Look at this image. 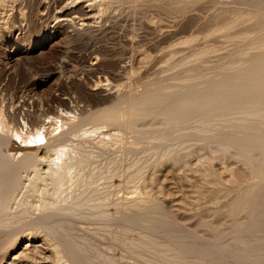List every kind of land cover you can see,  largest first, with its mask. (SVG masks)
<instances>
[{
	"label": "bare ground",
	"instance_id": "1",
	"mask_svg": "<svg viewBox=\"0 0 264 264\" xmlns=\"http://www.w3.org/2000/svg\"><path fill=\"white\" fill-rule=\"evenodd\" d=\"M251 1L252 3L250 4L252 6L250 5V8L229 16L228 19L230 21L225 20L226 24L219 27L215 26L213 30L214 33L225 32L228 34L230 31L235 30L236 26L247 27H245L244 31L236 33V35L235 33H233L234 35L229 33L233 43L231 42L232 47L229 51L225 52L228 53L226 54L228 59L221 61L222 63L214 67L212 66L213 68L210 71L208 70L209 72L207 71L206 74V71L202 74V71L197 73L198 71L194 72L187 69L183 75H176L174 82L171 81L172 84L170 83V85L154 80L146 81L143 84V79H140L137 82H140L139 84L136 83L137 85L135 84L133 88L124 90L123 87L119 88L117 85L109 83L110 73L106 72L107 70L105 72L102 70L105 60H107L106 56L109 54V49L105 46H100L101 48L97 46L98 48H95L93 46L96 45H92L91 53L80 58V63L85 66L83 71L81 69L79 71L73 65V74L71 72L69 75L64 74V69L70 64L67 61V57L72 55L71 48L66 42L74 41V39L90 42L94 34H100L103 31L113 3L120 1L0 0V99L3 102L0 106V264H101L98 262L97 255L87 253V245L84 243V238L82 237L81 241L77 239L79 234L75 236V233L72 234L70 232L73 228L72 222L77 217L104 218L107 220L106 224L115 220L120 222L114 238L122 243L123 246L125 245L132 255L133 253L138 254L139 249L154 246L155 241L146 235V228L161 231L166 235L165 238L168 241H165L167 243L162 244V246L165 249H169L168 252L170 254V251L173 250V256H171L173 262L168 257L171 264L184 263L189 253H193L194 256V259L189 261L190 264H202L207 259L213 260V264H264V234H261L264 232L261 230L264 227V0ZM10 37L14 38L13 43L8 41ZM128 40L131 44V38H128ZM233 44L235 45L233 46ZM233 47L235 48L233 49ZM210 50V48L205 47L198 51L196 50L197 53L191 55V58H186L185 62H181V67L188 62L190 64L192 60L199 59L200 56L202 57L215 51V49L211 50V52ZM45 52H50L51 54L55 52V55L59 53L62 56L64 55V59L47 62L45 75L36 76V74L31 73L32 71L29 70V67L34 61L40 60L42 62V60H46ZM138 56L135 55L137 59V61L135 59V64H132L134 63L133 61L131 62V75L138 73L136 72L137 65L139 66L141 61H143V54L140 57ZM121 57L123 58V55ZM117 59L120 60V58ZM194 67L196 66L194 65ZM101 72L103 74L97 77V84H92L96 80L94 81L92 79L94 77H90ZM21 81L24 85L20 87ZM9 85H12L15 90L10 100L8 96H6L8 98H5L7 94L5 92L8 89L7 87H10ZM132 85H128V87H132ZM72 86L82 88L91 96L100 98L103 105L94 110H91V108L87 109L91 111L84 117L69 115L66 110L60 115V121L52 120L53 123L51 124H54V126H52L51 132L55 134L54 131L62 129V135L67 138L64 139L65 141L61 140L62 142L49 146L46 149L48 154L44 155L45 157H40L36 150H32L28 146H25L22 154L16 157L15 154L19 152L16 151L15 146L17 139L20 140L21 144V140L29 141V137L39 138L41 136V132L35 128L32 134H28L31 136L21 133L19 132L20 130H16L20 126H17L16 129L13 128L14 130L11 132L7 130L9 133L2 134L6 131L4 118L11 119L12 122L14 120L17 123L18 117H27L32 114V112L30 114V107H35L41 111L40 104L34 97L30 101L25 98L19 99L22 95L21 92L24 91L23 89L30 88L32 94L38 95L44 88H47L52 91L49 94V98L59 101L62 99L60 93L71 89ZM64 101L66 103L70 100L64 99ZM79 114L81 115V113ZM30 118H32V115ZM214 119L221 123L229 122L228 125H224L233 129L225 130L223 133L219 132L221 133L219 135L214 133L216 136L208 135L212 132V121ZM38 121L39 119L37 118L26 122L34 126L38 123L40 124ZM48 122L50 123L51 121ZM198 124H201V126H197ZM85 125L86 127H84ZM173 125L178 126L177 128H191L198 131L201 134V148L212 149L215 158H220L223 161L228 158V160L231 159L241 164L247 173L246 178L237 182L236 190L234 186V193L228 202L224 201L226 204L221 209V213H219L230 221L225 229L216 227L218 225L211 227L212 224L210 222L211 226L204 221L202 223L206 227L205 230L207 232L198 235L196 231L186 227V223L181 220L182 223L179 222L178 215L177 217L173 216L176 213L172 215L165 208L167 199L163 198L165 195L163 197L160 196L162 191L158 187L161 185H155L157 184L155 183L157 177L154 178L153 172L168 162L176 163V165L179 163L184 164V158L189 154V151L185 152L183 148L177 147L174 143L162 145L163 136L155 135V137H152V141L159 142L158 145L154 146L152 159L144 161L141 158L130 159L128 156L130 153H127V155H120L115 160L106 159L107 162L102 164L104 166L101 167L94 165L96 159L92 149L85 152L83 149L80 150L79 147L80 143L85 142L86 139L99 137L102 134H106L107 137H104L106 142L104 143L107 144L112 142L133 144L130 141L131 135L137 136L155 131L163 126ZM145 135L147 136L148 134ZM135 138L137 139L138 137ZM26 143L28 144V142ZM102 146L105 147V144ZM122 147L124 146L122 145ZM130 147L133 146L131 145ZM202 150L204 149L202 148ZM106 157L108 156L106 155ZM42 163L46 164H44L43 173L38 168ZM150 169H152L151 172L149 171ZM23 171L28 172L31 177L27 179L26 195H23L24 198L20 201L21 212L14 214L9 212L8 209L11 208L10 206H12L11 204L17 196L18 188L25 184V180L22 181ZM233 173L231 174L233 175ZM98 179L105 180L106 185L103 190L98 189L96 186ZM133 179H137L144 184L140 193L133 195L128 193L123 197L120 195L121 197L111 198L115 193L114 187L119 185L123 187L127 183H131L130 181ZM232 180L235 181L234 177ZM75 187H78L77 193H75ZM133 193L137 192L134 191ZM220 193L218 194L220 195ZM215 194L217 195V192ZM223 194L225 195L226 193L224 192ZM34 196L38 197L35 209L39 208L42 212L35 218L32 216V219H27L22 224L20 221L27 218L28 214H30L28 207L32 205V202L28 199ZM181 196L180 198L182 199L183 196ZM197 200L195 203L198 202V205L202 206ZM178 201L180 202V200ZM182 201L184 202L185 200L183 199ZM175 202L173 201V203ZM183 202L178 205L180 206ZM214 202L218 203V200ZM182 205L184 207V203ZM193 205L196 206L197 204ZM179 206L177 209H180ZM203 207L205 206L203 205ZM207 207L209 209L211 206ZM113 208L114 212L108 211L113 210ZM197 208L192 206V209L198 211L200 208ZM219 208L216 209L215 207V212ZM186 209L192 211L189 207ZM197 211L195 215L196 218H199L200 215H197L199 211ZM186 212L189 213V211ZM210 213L212 214V212ZM192 215L189 217L192 218ZM205 215L209 216L208 214ZM213 215L209 219H216V213ZM201 217L203 218V216ZM206 218L203 220H206ZM220 218L219 220L222 219ZM18 223L21 225H17ZM103 225L105 224L101 226ZM105 229L107 230V228ZM132 231H134V237L128 239L132 235ZM217 231L218 233L224 232L225 235L232 234L236 236L233 237V242L239 236L238 234L242 232L253 231L255 234L252 232L251 236L245 238L247 234L249 235V232L245 233V236L242 233L244 238H237L238 242L231 245L227 241L217 242V236L210 237V232L216 235L218 234ZM24 232L25 234L23 235ZM129 233L130 235L128 236ZM25 237L27 238L26 241L23 240ZM165 252L168 253L167 251ZM99 255L101 256L102 254L99 253ZM124 256L126 257L125 259L129 257ZM129 260L131 259L122 262L120 260L118 264H139ZM107 263L112 264L110 262ZM148 263L152 264L151 262Z\"/></svg>",
	"mask_w": 264,
	"mask_h": 264
},
{
	"label": "rangeland",
	"instance_id": "2",
	"mask_svg": "<svg viewBox=\"0 0 264 264\" xmlns=\"http://www.w3.org/2000/svg\"><path fill=\"white\" fill-rule=\"evenodd\" d=\"M118 1H120V2L113 3V6L110 8L109 16L107 18V24L104 26L103 31L100 32V34L99 33H96V35L94 34V37H92L93 39H91L90 42H88L87 40H76V39H74V41L71 40L70 42H66V44L71 48V54L72 55L70 57H67V61L70 64L67 68L64 69V74L65 73L68 75L71 73L73 74L72 71L74 69V66L77 67V69L79 71H81V70L83 71L85 69V66L80 63V58L82 56L90 54L93 47L98 48L100 46H105L107 49H109L110 56H109V54H108V56H106V59L109 61L105 60V65H104V67H102V70L104 72H105V70H107L106 72H109L111 74V75L109 74L110 77L108 79V82L111 83L112 85H115V86L117 85V87H119V88L123 87L124 90H129V89L133 88L135 86V84L138 81H140V79H143L142 80L143 84L146 81H150V80L153 81L154 80V81H161L163 84L166 83L165 85H168V84L170 85L171 81L174 82V78L176 75L177 76L183 75L187 69H190L194 72L198 71L197 73H199V71H202L201 72L202 74H204L203 72L206 71L205 72V74H206L208 70L210 71L214 66L222 63L223 60L228 59V56H226V54H228V53H225V52L229 51V49L232 47V44H231L232 40H231V37L229 36V33H231L230 35H232L233 33H235V35H236V33L238 34L240 31H244V29L247 28L246 26L239 25V26L235 27V30H232V32L230 31L227 34L225 32L214 33L213 30L215 29V26L216 27L217 26L218 27L223 26L224 24H226L225 23L226 21H230L228 19L229 16H231V15L233 16L238 11L240 12L241 10H245V9L250 8V5L252 6V4H250V3H252L251 0H199V1L187 0L186 1L187 3L186 2L184 3L185 0H118ZM4 31H6V30H4ZM0 34H1V31H0ZM128 38L129 39L131 38V41H132L131 44L129 43ZM135 38H136V40H134ZM228 39H230L231 41ZM8 41L10 43H13L14 38L10 37L8 39ZM93 41H95V42H93ZM92 45H96V46L92 47ZM234 45L235 44H233V46ZM130 46H131V48H130ZM203 47L210 48L211 50L215 49V51L211 52V50H210L211 53H207L205 56H202V57L200 56L199 59H195L194 61L193 60L190 61L193 64H191V63L188 64L189 63L188 62L186 65L184 64L181 67L182 61H184L186 58L187 59L191 58V55H193L194 53H197V51L202 49ZM235 47H233V49ZM134 48H136L135 51H133ZM116 50H118V51H116ZM137 50L138 51L140 50V51L138 52ZM119 51H120V54H119ZM46 53H48V54H46ZM53 53H54V55H53ZM113 53H114V55H113ZM141 54H143V61H141V64L139 66L137 65L136 72H138V73H135V75L134 74L131 75V65L135 64V62L137 61L135 55H137V56L139 55L138 57H140ZM45 55H46L47 61L46 60H42V62H40V60H37V62L34 61L32 63V65L29 67V70L32 71L31 73L36 74V76L45 75L47 62L56 61L57 59L58 60L64 59V55L62 56L59 53L55 55V52H52V54L50 52H45ZM119 55H121V56L123 55V58L121 56L118 57ZM117 58H120V60H118ZM135 59H136V61H135ZM132 61L134 63L131 64ZM194 65L196 67H194ZM187 66H188V68H187ZM193 68H195V69H193ZM68 71H69V73H68ZM179 71L180 72L182 71V72L180 73ZM113 73H115L116 76H115V74L113 75ZM101 74H103V73L101 72L99 74H95V76H91L90 78L94 77L92 79L95 81L97 79V77L100 76ZM118 74H121V75H118ZM171 75H172V77H171ZM166 77H167V79H166ZM20 83H21V84H19L20 87H21V85H24V83H22V81ZM139 83H137V84H139ZM92 84H97V80ZM131 84H133L132 87H128V85L131 86ZM11 86L7 87L8 89L6 90V92L4 91L5 93H7L5 95V98L9 97L8 98L9 100L13 97V94L15 92L13 86L12 87ZM74 88H75V90H74ZM23 90L24 91L21 92V94H22L21 98H19V99L22 100V98L23 99L25 98L26 100L30 101L31 98L34 97L36 100H38V103L40 104V107H41V111H39L35 107H30L29 109L31 110L30 114L32 112V114H31L32 118H30L31 115L27 116V117L26 116H20L17 118V123L14 120H13V122H15V123H13L11 119L4 118V122L6 121L5 122L6 123V131H5V133H2V134L9 133L8 131L11 132L14 129H16L17 126L18 127L20 126L19 128L16 129L18 131L20 130L19 132L25 133L28 135L29 133L32 134L35 131V129H37L41 132L42 137L41 136L39 138L29 137L30 138L29 141L21 140V144H20V140L17 139L16 140L17 144L15 146H16V151H19V152H17L15 154L16 157L19 156V154L20 155L22 154V150L25 146L30 147L32 150H36L40 157H45L48 154L46 149L49 146H53V145L57 144L58 142L60 143L62 141H65L64 139L67 138L65 135H62V132H63V131H61L62 129H59V130L57 129L56 131H54L55 134L53 132H51V130L53 128L52 126H54V124H51V123H53L52 120L53 121H57V120L60 121L61 120V118L59 119L60 115L63 114V112H65L66 110L69 112V115H74L76 117H80V116L84 117V116L88 115L89 111L94 110V109L101 107L103 105L100 98L95 97V96H91L90 94L85 92L84 89L82 90V88H79L76 86H74V87L72 86L71 89H67L66 91L64 90L63 92H61L60 94L62 95V99L59 101L58 100L56 101L55 99L49 98L50 97L49 94L52 91L48 90L47 88L46 89L44 88L43 91L40 92L38 95L32 94V92L30 91V88H24ZM6 96H8V97H6ZM63 96H65V97H63ZM64 99L70 100L71 102L69 101V102L65 103ZM98 99H99V101H97ZM2 103L3 102H1V99H0V106ZM59 103H61V104H59ZM65 104H67V105L65 106ZM90 108H91V110H87ZM34 111H36V112H34ZM41 112H43V113H41ZM79 113H81V115ZM33 116H35V117H33ZM29 118L32 120H35L38 118L39 119L38 122H40V124L38 123L37 125L31 126L30 124H28V122H26V121H30ZM9 120H10V122H9ZM47 121H51V122L47 123ZM217 122H218V120H216V119H214L212 121V126H213V128L211 130L212 132H211V134L209 133L208 135L216 136V135L223 133V131L225 132V130L233 129L232 127H226V125H224V124L228 125L229 122H225V123H223V122L217 123ZM197 126H201V124H198ZM84 127H86V125ZM177 127L175 125L163 126V127H160L159 129H156L155 131H157V132H155V131L146 132V133H143V134H140L137 136L131 135L130 141L133 144H126L123 142L121 144L124 147H122V145L120 143L118 144V142H114V143L112 142L109 144L104 143V142H106V139L104 138V137H107L106 134H102L103 136L100 135L99 137L88 138V140L86 139L85 142L83 141L82 143H80L79 147H80V150L83 149L85 152L91 151V149H92V152L94 151L93 154L95 155V159H96L94 165L101 167V166H104L102 164H105V162H107L106 159L115 160V159H118L120 157V155H124V154L127 155V153H130V154H128L130 159L136 160V159L141 158L143 161L146 159H152L153 158L152 151L155 148L154 146L159 144V142H157V141H154V140L152 141V137H155V135L156 136H163L164 139L162 140V142L160 141L162 145L165 146L166 143H168L166 145L174 143V145H176L177 147L183 148L185 152L189 151L188 152L189 154L187 156H185V158H184L185 163L184 164L182 163L184 166L180 163H179L180 165L177 164L178 165L177 166L176 163L174 164V163L168 162V163H166V165H162L163 167L160 166L158 169H156L153 172V175L155 176L154 178L157 177V179H155V181H156L155 183H157V184H155V183L154 184L155 185H158V184L161 185L159 187L157 186L162 191L160 196L163 197L165 195L163 198L165 200L167 199L168 204L166 203L165 205H167V206L169 205V206L168 207L165 206V208L168 211H170L172 213V215H173V213L174 214L176 213L173 216L177 217V215H178L177 218H178L179 222L182 221L183 223H186L185 226L189 227L191 230L196 231L198 235L203 234L204 232H207L205 230L206 227L202 223L204 221L208 222V223L210 222L212 224V226L210 223H209L210 225L208 223L207 224L211 227H215L216 225H218L216 227H218L220 229H225L228 226L230 221H228L229 219H227V218H226L227 219L226 220L224 218V215L219 214V213H221L220 212L221 209L226 204V203H224V201L228 202L229 198H231L232 194L237 189V186H238L237 182L246 178L247 173L244 171L241 164H238V163L232 161L231 159L228 160V158H225L224 161H226V160L227 161L224 162L220 158L219 159L217 157L215 158V156H213L214 152H212V149L202 147L204 149V150H202V148L200 147L201 134L198 131H195L191 128H188V129H190V130H188L187 128H182V127L177 128ZM163 128H164V130H163ZM220 128L222 129L221 131H220ZM32 129H34V130H32ZM214 129H215V131H213ZM219 132H221V133H219ZM214 133L216 135H214ZM145 134H148L151 136H148V135L146 136ZM169 135H170V137H169ZM28 136H31V135H28ZM134 136L138 137V138L136 139ZM47 138H48V141H47ZM138 139H140V140H138ZM144 139H146V140H144ZM136 140H137V142H136ZM18 141H19V143H18ZM40 141H43V142H40ZM101 141H103V142H101ZM164 141H165V143H164ZM26 142H28V144ZM143 142H144V144H143ZM150 142H152V143H150ZM50 143H51V145H50ZM104 144H105V147L102 146ZM131 145L133 147H130ZM42 148H44V149H42ZM107 148H109V149L111 148V149L109 150ZM129 148H131L130 149L131 151L129 150ZM103 149H105V150L103 151ZM44 151L46 152V154H44L45 153ZM123 151H125V152H123ZM106 155L108 157H106ZM98 157H100V158H98ZM113 157H115V158H113ZM209 159H212L213 161L209 160ZM217 159H218V162H217ZM44 164L45 163H42V165L41 166L39 165V167H38L39 169H41L40 172H42V173L44 172L45 165H46V164L45 165ZM183 168H184V170H183ZM191 169L193 170V172ZM149 171L151 172L152 169H150ZM155 172H156V174H155ZM180 172H182V173H180ZM233 172L235 173V175ZM212 173H213V175H212ZM231 173H233V175ZM22 174H21L23 176L22 181L25 180L24 181L25 184L23 183L24 185H21L18 188V192L16 194L17 196L15 197L14 202L11 204L12 205V206H10L11 208L8 209L9 212L14 213V214H17V213L19 214L21 212L22 206L20 204V201L24 198L23 195H26L25 193H26L27 179L29 177H31L30 175H28V172L23 171ZM218 176L220 177V180H219ZM229 177H231V178H229ZM233 177H234L235 181L232 180ZM177 178H179V179H177ZM217 179H218V181H217ZM224 180L227 182H225ZM222 181H224L225 183ZM130 182L131 183H127L128 185L126 184L127 187H126V185L123 187L120 185L114 187L113 189H114L115 193L111 198L115 199V198H118L121 196L123 197V196H126L128 193H130V194L132 193L131 195L138 194L143 190L144 184L141 181H139L137 179H135V180L133 179ZM163 182H164V184H163ZM100 183H101V185H99ZM142 184H143V186H142ZM105 185H106V183H105L104 179H98L97 180L96 186L98 189L103 190ZM215 185L217 188L215 187ZM218 185H219V187H218ZM220 186H221V189H220ZM234 186H235V190L233 189ZM225 187H226V189H225ZM116 188H118V189L116 190ZM74 189H75V193H77L78 187H75ZM216 189H218V191L221 192L220 195L218 194L219 192L216 191ZM227 190H229V191H227ZM134 191H136L137 193H133ZM215 192H217V195L215 194ZM224 192L226 193L225 195L223 194ZM228 193L229 194L231 193V195H229ZM180 196L182 197V199L180 198ZM202 196H204L205 198ZM173 198L174 199L178 198V199L174 200ZM211 198H212V201H211ZM214 198H216L215 200H218V203L214 202L215 201ZM217 198H219V199H217ZM221 198H222V200H221ZM183 199L185 200L184 202L182 201ZM195 199L196 200L198 199L199 204H202V206H199L198 202L195 203V201H196ZM28 200L30 202H32V205L31 206L29 205L30 207H28L29 211H30L29 212L30 214H28L29 218L27 217L24 220H21L20 222L22 224L25 223L27 221V219L28 220L32 219L31 218L32 216H33V218H35L37 215H39L42 212L41 209H39V208L35 209V206L37 205V200H38L37 196L30 197ZM172 200L176 201L175 202L176 205L183 202L184 207H183V205H182L183 203H182L180 206L178 205L180 207V209H177L178 206H176ZM178 200H180V202ZM202 200H204V201H202ZM212 203H214V204H212ZM185 204H186V206H185ZM193 204H195V205L197 204V205L194 206ZM172 205H173V207H172ZM191 205L193 207H196V208H197V206H199L198 208H200V209L198 211L200 213L196 209H192ZM203 205L205 207H203ZM213 205L216 207V209L220 207L217 210V212H215L216 209ZM170 206H171V208H170ZM207 206H209V207L211 206V207L208 209ZM181 207H182V209H181ZM185 207L186 208L189 207V209L191 208L192 211L186 209ZM206 207H207V210H206ZM176 209L179 211H177ZM182 210H183V212H182ZM108 211L114 212V208H113V210L111 209ZM186 211H189V213H187ZM196 211L198 212L197 215L198 216L200 215L199 218H196V215H195ZM202 211H204V212H202ZM210 212H212V214ZM214 212L216 213L215 218L217 220L214 218H212L213 220L211 218L209 219V217L214 216L213 215V214H215ZM185 213H187V214H185ZM204 213L208 214L209 216L205 215ZM180 214H183V215H180ZM189 214L190 215L194 214V215H192L193 217L190 218L191 216ZM219 215H221L220 217L222 219L219 217ZM183 216H184V218H182ZM201 216H203V218ZM180 218H182V219H180ZM205 218H206V220H203ZM219 218L221 220H219ZM199 219H201L203 221H201ZM207 219H209V220L207 221ZM76 220H77V222H76ZM100 220H102V221H100ZM211 220H212V222H211ZM106 221L107 220L104 218L93 219V218H88V217H77L76 219L74 218V220L72 222L73 228L70 230V232L72 234L75 233V236H76V234L77 235L79 234L78 236L80 238L77 237V239H80L82 241L81 238L82 237L84 238L83 239L84 243L87 245V253L92 254V255H97L98 256V258H97L98 262H100L101 264H108L107 262H110L112 264L113 263L118 264L120 262V260L122 262V261H126L128 259H131V260H129L131 262L133 261V262H136L139 264H149L148 262H151L152 264H171V262H173L172 257H171V256H173V254H172L173 250L170 249V250H172V251H170L171 252V254H170L168 252L169 249H165L162 246V244L167 243L165 241H168V239L165 238L166 235H164L163 232L156 231V230H150V229L145 228L146 235L150 236L151 239H153L155 241V243L153 244L154 246L153 247L151 246V248L146 247L149 250H147L146 248L139 249V252H137L138 254L133 253V255H132L130 250L127 247H125V245L123 246L122 243H120L119 241H117L114 238V234L116 233V230L118 229V227H119L118 225L120 222L115 220V221H112V223L106 224ZM218 221H219V223H218ZM87 222H89V223H87ZM102 224H105V225L101 226ZM17 225H21V224L18 223ZM97 228H99V229H97ZM105 228H107V230ZM263 228H261L262 231H264ZM134 231H135V229H134ZM134 231L131 232V234H132L131 236H129L130 233L128 234V236H129L128 239H131V237H134L133 236ZM248 232L249 231H246L245 233L247 234ZM250 232H249V235L247 234V236H245L244 232H242V233H244V236L246 238L248 236H251L254 233L253 231H250ZM217 233H218V231H217ZM242 233L238 234L239 236L237 235L238 236L237 238H242V237L244 238V236H242ZM258 233H260V231H258ZM24 234H25V232L23 233V235ZM42 234H43V232H42ZM42 234L40 233V235H42ZM256 234H257V232H256ZM261 234H264V232H262ZM213 236H217L216 237L217 242H226L227 241L228 243H231V245L238 242L237 238L234 240V242L232 241L234 239L233 237H236V236H234L232 234L225 235L224 232L218 233L216 235H214L213 232L212 233L210 232V237L212 238ZM26 239L27 238L25 237L23 240L26 241ZM115 244H117V245H115ZM122 249H124L123 250L124 252L122 251ZM156 249H157V251H156ZM92 250H94L95 252ZM164 250L167 251L168 253H166ZM142 251H143V253H142ZM126 252H127V254H126ZM99 253H101L103 256L101 255L102 256L101 257L99 255ZM141 253H142V255H140ZM168 254H170V255H168ZM189 254H188V256H186L187 258H185V261L182 264H188L190 260L194 259L193 253L192 254L189 253ZM124 255L129 256V257H127V259H125L126 257ZM168 257H170L171 262H169ZM115 259H116V261H115ZM139 259H141V260H139ZM186 259H188V260H186ZM105 261H106V263H105ZM185 262H187V263H185ZM203 263L204 264H213V260L211 261V259L210 260L207 259Z\"/></svg>",
	"mask_w": 264,
	"mask_h": 264
}]
</instances>
